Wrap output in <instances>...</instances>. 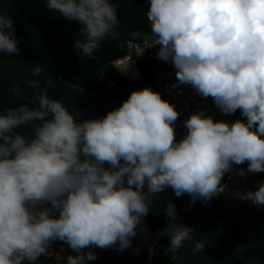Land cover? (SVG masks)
<instances>
[{
  "label": "clouds",
  "instance_id": "1",
  "mask_svg": "<svg viewBox=\"0 0 264 264\" xmlns=\"http://www.w3.org/2000/svg\"><path fill=\"white\" fill-rule=\"evenodd\" d=\"M46 7L80 26L83 39L74 48L81 60L117 35L118 6L110 0H46ZM147 15L157 57L173 64L178 83L211 97L222 114L239 110L246 122L198 112L184 122L187 133L177 142L180 114L150 88L132 91L102 118L81 122L49 97L51 78L43 89L28 80L38 107L0 114V264H34L55 240L78 253L66 264L97 259L85 248L119 245L122 252L152 196L171 187L177 197L207 203L224 192L221 181L233 165L247 163L241 177L264 172V0H149ZM17 45L14 20L0 14V52L19 55ZM43 71L36 66L32 74ZM12 92L26 100L19 84ZM27 126L30 136L18 131ZM235 195L264 205V182ZM164 211L170 223L162 234L178 251L194 240L195 229L175 223L174 204ZM204 247L196 240L193 251Z\"/></svg>",
  "mask_w": 264,
  "mask_h": 264
},
{
  "label": "water",
  "instance_id": "2",
  "mask_svg": "<svg viewBox=\"0 0 264 264\" xmlns=\"http://www.w3.org/2000/svg\"><path fill=\"white\" fill-rule=\"evenodd\" d=\"M4 2L29 34L33 48L28 58L0 60V100H22L12 92V88L19 84L25 93L23 99L34 101L37 89L29 87L27 81L38 80L40 89H43L45 80L51 78L54 84L48 88L49 97L62 102L81 122L102 118L124 102L64 78L34 23L13 0ZM123 49H126L125 43ZM36 66L44 69L40 76L32 74ZM179 140L176 139L177 142ZM160 198H168L175 205L177 223L195 229L194 240H186L169 264H264V205L228 196L224 192L213 196L207 203L201 199L193 203L188 194L177 197L173 189L168 187L164 192L152 196L149 211ZM53 214L58 215L56 212ZM146 216L142 218L141 224L146 223ZM196 240L204 242L203 251H193ZM43 255L34 264L55 262V258L50 255V247L45 253L46 257ZM96 256L95 264H101L100 252ZM24 264L29 262L24 261Z\"/></svg>",
  "mask_w": 264,
  "mask_h": 264
},
{
  "label": "trees",
  "instance_id": "3",
  "mask_svg": "<svg viewBox=\"0 0 264 264\" xmlns=\"http://www.w3.org/2000/svg\"><path fill=\"white\" fill-rule=\"evenodd\" d=\"M13 1L40 31L58 71L68 81L122 101H125L134 90L147 87L155 91L153 88L154 77L167 62L157 56L141 61L139 63L141 75L138 82L118 74L112 64L115 59L126 53L123 44L127 40H143L152 34L151 22L147 16L149 0H110L111 3L118 6L117 18L119 23L115 28L117 35L105 37L100 47L94 52L93 57L91 59L84 57L83 60H81V53L74 48V41L77 38L83 39L79 37L80 26L76 22L68 21L60 13L47 9L46 0ZM0 14H5L14 20L15 38L18 41L17 46L21 49L19 55L0 52V60L18 57L28 58L33 48L31 38L9 12L4 0H0ZM24 104H28L30 108L38 107L31 100H0V114H6L9 108ZM18 131L30 136L32 127H22ZM105 166L107 167V165ZM169 202L168 198L158 199L147 214L145 226L149 233L159 230L163 233L168 227L170 220L164 209ZM175 223L177 222L175 221ZM161 236L168 238L163 234ZM89 251L94 253L92 249H87L86 253ZM176 252L177 250H172L168 245L153 262L169 264ZM119 254L120 252L111 249L103 250L100 252V257L101 260L105 259L110 264H116ZM132 259L127 264H131ZM48 264H57V261ZM83 264H95V260H85ZM144 264H151V262Z\"/></svg>",
  "mask_w": 264,
  "mask_h": 264
},
{
  "label": "built area",
  "instance_id": "4",
  "mask_svg": "<svg viewBox=\"0 0 264 264\" xmlns=\"http://www.w3.org/2000/svg\"><path fill=\"white\" fill-rule=\"evenodd\" d=\"M148 16V15H147ZM126 53L115 59L112 64L118 74L138 82L140 78L139 63L150 57L157 56L159 45L156 43V37L152 36L142 41L127 40L125 42ZM177 69L169 61L166 66L159 69V72L154 77L153 88L156 92L160 93L162 97L170 104L174 105L175 109L179 112V118L175 121L176 139H182L187 129L184 122L192 115L198 112H203L205 115L212 117L217 121L216 117L224 119L226 116L222 114L219 108L214 104L211 97L200 96L191 85H180L176 78ZM242 117L239 110L235 113ZM245 119L246 118L242 117ZM243 168L247 171V163L242 165H233L232 170L225 173L221 181V186L224 187V193L228 196L237 197V192L246 193L249 190L255 191L260 182H264V172L262 173H247L245 177H241L238 173ZM167 239V246L169 239ZM61 243V258L57 264H66V258L69 255L76 256L77 252L73 251L67 243ZM145 246H148L146 243ZM53 252V251H52ZM84 252V249H83ZM53 253H50V255ZM84 261L82 262V264Z\"/></svg>",
  "mask_w": 264,
  "mask_h": 264
},
{
  "label": "rangeland",
  "instance_id": "5",
  "mask_svg": "<svg viewBox=\"0 0 264 264\" xmlns=\"http://www.w3.org/2000/svg\"><path fill=\"white\" fill-rule=\"evenodd\" d=\"M216 119L217 121H221L219 115L216 117ZM238 119L243 120L244 118L235 114L227 116V122L229 123L234 122ZM161 235L162 232L160 230L154 233H149L147 227L145 226V223H143L138 227V234L136 235V237L131 238V247H129L128 249L122 252L117 251L119 245H117V248L101 249L97 247L95 249H97L98 251L111 249L113 251L120 252V256L117 259L116 264H127V262L133 257L134 258L132 259L131 264H144L147 262L153 263V261H155V258L161 255L167 246V239L165 237H162ZM146 243L148 244V246H145ZM50 245L56 247L57 250L61 251V243L59 242V240L51 242ZM90 249H93V247H91ZM101 264H110V262L108 263L105 259H102Z\"/></svg>",
  "mask_w": 264,
  "mask_h": 264
},
{
  "label": "crops",
  "instance_id": "6",
  "mask_svg": "<svg viewBox=\"0 0 264 264\" xmlns=\"http://www.w3.org/2000/svg\"><path fill=\"white\" fill-rule=\"evenodd\" d=\"M152 36H154V35L151 34V35H149V36L146 37V38H149V37H152ZM146 38H144V39H146ZM144 39H143V40H144ZM137 41H142V40H137ZM123 45H124V44H123ZM167 64H168V62H167L164 66H166ZM162 67H163V66H162ZM232 115H234V114H232ZM221 120H222V121H227V116H226L224 119L221 118ZM243 120L245 121V119H243ZM45 206L47 207V205H45ZM145 224H146V223H145ZM59 242H60V240H59ZM49 247H50V253L53 251V252H52L53 255L51 254V256H53V257L55 258V261H58V260L61 258V255H62V254H61V251L57 250L56 247H54V246H51V245H50ZM95 248H97V247H93L94 250L92 249V250L94 251V254H95V255H96L98 252L103 251V250L98 251V250L95 249ZM87 249H90V248H85V249H84V253H85V254H86V250H87ZM43 256L46 257L45 254H44ZM56 257H57V258H56Z\"/></svg>",
  "mask_w": 264,
  "mask_h": 264
},
{
  "label": "flooded vegetation",
  "instance_id": "7",
  "mask_svg": "<svg viewBox=\"0 0 264 264\" xmlns=\"http://www.w3.org/2000/svg\"><path fill=\"white\" fill-rule=\"evenodd\" d=\"M54 212H55V211H54ZM54 212H53V213H54ZM156 258H157V257H156ZM151 264H158V263H157V261H156V262H153V263H151Z\"/></svg>",
  "mask_w": 264,
  "mask_h": 264
}]
</instances>
